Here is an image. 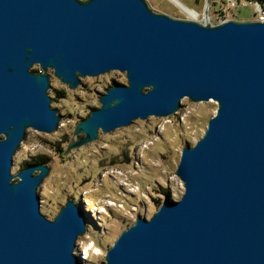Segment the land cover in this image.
<instances>
[{
  "label": "water",
  "instance_id": "water-1",
  "mask_svg": "<svg viewBox=\"0 0 264 264\" xmlns=\"http://www.w3.org/2000/svg\"><path fill=\"white\" fill-rule=\"evenodd\" d=\"M47 69L69 89L111 70L126 77L75 124L66 150L177 113L182 98L216 102L181 149L180 198L136 216L99 264H264V21L201 24L145 0H0V264H84L74 253L82 208L67 199L52 219L39 211L48 166L10 173L26 129L50 133L61 119Z\"/></svg>",
  "mask_w": 264,
  "mask_h": 264
},
{
  "label": "rangeland",
  "instance_id": "rangeland-1",
  "mask_svg": "<svg viewBox=\"0 0 264 264\" xmlns=\"http://www.w3.org/2000/svg\"><path fill=\"white\" fill-rule=\"evenodd\" d=\"M145 2L155 12L200 23L216 24L227 19L260 21L250 0L229 7L215 0ZM259 3L264 7V1ZM32 69L39 70L37 66ZM47 72L51 76L47 93L61 119L50 133L26 129L12 156L10 173L16 174L34 156L47 157L42 164L48 166V172L37 187L39 211L52 219L67 199H73L84 212L85 225L74 252L84 264H99L104 261L106 249L136 216L149 218L166 195L180 198L184 188L176 166L181 149L193 145L203 134L216 102L182 98L177 113L137 118L109 132L99 129L92 141L66 150L74 138L75 124L99 107V96L113 83L127 84L126 77L124 72L111 70L80 77V83L69 89L53 77L50 69ZM55 89L63 90L64 96L55 97Z\"/></svg>",
  "mask_w": 264,
  "mask_h": 264
},
{
  "label": "trees",
  "instance_id": "trees-1",
  "mask_svg": "<svg viewBox=\"0 0 264 264\" xmlns=\"http://www.w3.org/2000/svg\"><path fill=\"white\" fill-rule=\"evenodd\" d=\"M257 1L262 2L264 0H257ZM32 71L35 72V71H37V69H32ZM53 92H54L55 97H57V98H60V97L64 96L63 90L55 89V90H53ZM45 162H47V157L46 156L37 155V156H34L32 158L31 162H26L25 164L28 165V164H32V163H45Z\"/></svg>",
  "mask_w": 264,
  "mask_h": 264
},
{
  "label": "built area",
  "instance_id": "built-area-1",
  "mask_svg": "<svg viewBox=\"0 0 264 264\" xmlns=\"http://www.w3.org/2000/svg\"><path fill=\"white\" fill-rule=\"evenodd\" d=\"M215 1H219V2H221V4H225L226 6L228 5V4H230V5H232L233 4V1L232 0H215ZM237 3H239L241 0H235ZM211 2H209L208 1V7H207V10H209V4H210ZM255 5H256V7H257V9H255L256 10V17H263V10H261L260 9V7H259V3H257V2H255ZM228 8V7H227ZM218 11H220L219 9H218Z\"/></svg>",
  "mask_w": 264,
  "mask_h": 264
},
{
  "label": "bare ground",
  "instance_id": "bare-ground-1",
  "mask_svg": "<svg viewBox=\"0 0 264 264\" xmlns=\"http://www.w3.org/2000/svg\"><path fill=\"white\" fill-rule=\"evenodd\" d=\"M233 1V4L231 5V6H234V5H237L238 3L235 1V0H232ZM251 1V3L253 4V7H254V9H257V7H256V5H255V2H257V3H259V1H253V0H250ZM240 3V2H239ZM229 5L230 4H228L227 6L229 7ZM207 6H208V3H207ZM259 7H260V9L261 10H263V17H258L259 18V20L260 21H264V7H263V5L261 6V3H259ZM217 11V10H216ZM206 12V11H205ZM221 13H223L222 11H221ZM188 20H191V19H188ZM227 20H230V19H227ZM195 21V20H194ZM224 21H226V20H224ZM224 21H222V22H224ZM196 22H198V21H196ZM200 23V22H199ZM207 23V22H206ZM201 24H204V23H201ZM217 24V23H216ZM40 70V69H39ZM75 253V252H74ZM77 255V254H76Z\"/></svg>",
  "mask_w": 264,
  "mask_h": 264
}]
</instances>
